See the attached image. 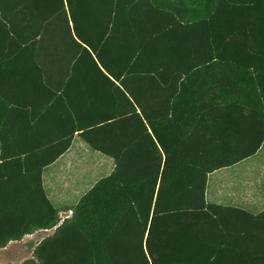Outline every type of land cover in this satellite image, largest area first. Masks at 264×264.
<instances>
[{"label":"trees","instance_id":"obj_1","mask_svg":"<svg viewBox=\"0 0 264 264\" xmlns=\"http://www.w3.org/2000/svg\"><path fill=\"white\" fill-rule=\"evenodd\" d=\"M76 136L114 167L54 205ZM263 143L264 0H0V248L54 229L22 264H264V206L207 199Z\"/></svg>","mask_w":264,"mask_h":264},{"label":"rangeland","instance_id":"obj_2","mask_svg":"<svg viewBox=\"0 0 264 264\" xmlns=\"http://www.w3.org/2000/svg\"><path fill=\"white\" fill-rule=\"evenodd\" d=\"M72 150L55 163L47 166L43 170L45 183L48 192L52 196L51 201L54 205L62 203H74L80 196L87 191L96 180L101 176H107L114 167L113 159L96 150L79 136L73 139ZM65 159H67L65 161ZM65 161V162H64ZM63 165H62V164ZM264 143L256 155L228 168L221 169L208 179L207 187L211 189L212 182L216 179L221 181L222 188L217 194L218 198H212L209 192V199L214 202H234L249 203V199L259 198V203H264V190L254 187V178L258 177L260 167L264 168ZM247 179V181H245ZM252 186L247 188L244 197L239 199L238 192L243 188L244 183ZM262 185L258 184L257 186ZM234 190V191H233ZM226 194V195H225ZM235 195V196H233ZM224 196V197H223ZM232 196V197H231ZM77 198V199H76ZM67 201V202H63ZM258 202L256 205H258ZM243 204V203H242ZM246 207L250 208L249 205ZM61 218L70 215V212H62ZM54 229L47 231H37L34 234L26 235L19 241H11L4 248H0V264H22L24 260L33 257L36 245Z\"/></svg>","mask_w":264,"mask_h":264},{"label":"crops","instance_id":"obj_3","mask_svg":"<svg viewBox=\"0 0 264 264\" xmlns=\"http://www.w3.org/2000/svg\"><path fill=\"white\" fill-rule=\"evenodd\" d=\"M77 137V136H76ZM75 138V137H74ZM72 144H73V142H72ZM72 147L73 146H71V148L66 152V153H64L60 158H58V160L60 159V160H62V158H64L67 154H68V152H70L71 150H72ZM58 160H56V161H58ZM67 159H65V161H66ZM249 160V159H248ZM55 161V162H56ZM64 161V162H65ZM54 162V163H55ZM53 164V163H52ZM62 164V163H61ZM63 165V164H62ZM264 165V164H263ZM112 170V169H111ZM220 171V170H219ZM219 171H217V172H215V173H218ZM215 173H213L212 175H214ZM43 178H44V183H45V177H44V175H43ZM245 181H247V179H245ZM253 182H255V185H254V187H256V188H259V189H261V191H263L264 190V168L263 167H260V173L258 174V177L257 178H254V181ZM221 181L219 180V179H216L215 181H213L212 182V185L210 186L211 187V189L209 190V188L207 187V199L209 200V192H210V194L212 193L213 195V197L212 198H218L217 197V194H218V191L217 190H219L220 188H222V186H220L221 184ZM244 184H246V185H243V188H242V191L240 190L239 192H238V190H236L237 192L236 193H238V196H239V199H246L245 197H244V195H245V191H246V189L247 188H252V186H250V185H248L246 182L244 183ZM258 184H262V185H259V186H257ZM45 186H46V183H45ZM46 188V190H47V187H45ZM48 191V190H47ZM234 191V190H233ZM257 192H255L254 193V197L253 198H251V199H249V202H251V203H256L257 204V202H258V200H259V198H255L256 196H257ZM48 195L50 196V198H52V196L50 195V193L48 192ZM226 195V194H225ZM233 196H235V195H233ZM263 197H264V195H262ZM224 197V196H223ZM232 197V196H231ZM77 199V198H76ZM63 202H67V201H63ZM74 202H77V201H74ZM258 206L259 207H262V206H264V203H259L258 202ZM43 231H47V230H43Z\"/></svg>","mask_w":264,"mask_h":264},{"label":"built area","instance_id":"obj_4","mask_svg":"<svg viewBox=\"0 0 264 264\" xmlns=\"http://www.w3.org/2000/svg\"><path fill=\"white\" fill-rule=\"evenodd\" d=\"M45 230H48V229H45Z\"/></svg>","mask_w":264,"mask_h":264}]
</instances>
